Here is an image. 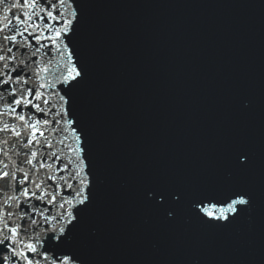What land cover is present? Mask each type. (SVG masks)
Listing matches in <instances>:
<instances>
[{"label": "snow or ice", "instance_id": "snow-or-ice-1", "mask_svg": "<svg viewBox=\"0 0 264 264\" xmlns=\"http://www.w3.org/2000/svg\"><path fill=\"white\" fill-rule=\"evenodd\" d=\"M78 24L77 0H0V264H81L68 243L94 178L72 102L84 79L69 48ZM250 203L247 193L232 191L202 196L194 208L208 223L226 225Z\"/></svg>", "mask_w": 264, "mask_h": 264}]
</instances>
